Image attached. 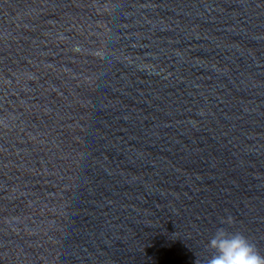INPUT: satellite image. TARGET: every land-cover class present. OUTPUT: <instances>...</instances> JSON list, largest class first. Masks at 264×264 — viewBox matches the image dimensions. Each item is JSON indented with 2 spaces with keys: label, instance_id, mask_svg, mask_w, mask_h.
<instances>
[{
  "label": "water",
  "instance_id": "water-1",
  "mask_svg": "<svg viewBox=\"0 0 264 264\" xmlns=\"http://www.w3.org/2000/svg\"><path fill=\"white\" fill-rule=\"evenodd\" d=\"M221 226L264 256V0H0V264H206Z\"/></svg>",
  "mask_w": 264,
  "mask_h": 264
},
{
  "label": "clouds",
  "instance_id": "clouds-1",
  "mask_svg": "<svg viewBox=\"0 0 264 264\" xmlns=\"http://www.w3.org/2000/svg\"><path fill=\"white\" fill-rule=\"evenodd\" d=\"M231 223V217L223 219L221 225ZM214 250L206 264H264L255 246L239 232H230L226 227H218L208 241Z\"/></svg>",
  "mask_w": 264,
  "mask_h": 264
}]
</instances>
